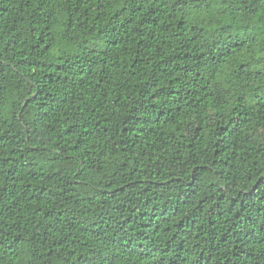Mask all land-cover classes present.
Segmentation results:
<instances>
[{
    "label": "trees",
    "instance_id": "16d2710c",
    "mask_svg": "<svg viewBox=\"0 0 264 264\" xmlns=\"http://www.w3.org/2000/svg\"><path fill=\"white\" fill-rule=\"evenodd\" d=\"M0 264H264V0H0Z\"/></svg>",
    "mask_w": 264,
    "mask_h": 264
}]
</instances>
